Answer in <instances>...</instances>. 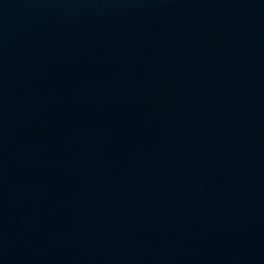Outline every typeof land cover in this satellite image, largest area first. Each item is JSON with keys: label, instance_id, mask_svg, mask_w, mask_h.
I'll return each instance as SVG.
<instances>
[{"label": "water", "instance_id": "1", "mask_svg": "<svg viewBox=\"0 0 264 264\" xmlns=\"http://www.w3.org/2000/svg\"><path fill=\"white\" fill-rule=\"evenodd\" d=\"M0 264H264V0H0Z\"/></svg>", "mask_w": 264, "mask_h": 264}]
</instances>
